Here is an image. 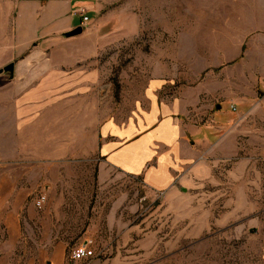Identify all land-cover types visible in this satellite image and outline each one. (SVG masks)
Wrapping results in <instances>:
<instances>
[{
  "label": "rangeland",
  "instance_id": "374dc122",
  "mask_svg": "<svg viewBox=\"0 0 264 264\" xmlns=\"http://www.w3.org/2000/svg\"><path fill=\"white\" fill-rule=\"evenodd\" d=\"M9 1L0 0L1 42L12 35ZM75 1L98 6L86 12L103 44L94 62L102 120L130 118L159 67L181 90L223 72L228 97L182 118L215 151L201 146L202 158L162 193L98 157L39 158L36 148L0 159V264H264V109L252 95L238 103V90L264 83L237 77L246 55L251 69L263 61L264 0ZM79 246L94 256L73 261Z\"/></svg>",
  "mask_w": 264,
  "mask_h": 264
},
{
  "label": "crops",
  "instance_id": "0c3cea01",
  "mask_svg": "<svg viewBox=\"0 0 264 264\" xmlns=\"http://www.w3.org/2000/svg\"><path fill=\"white\" fill-rule=\"evenodd\" d=\"M97 7L75 0L8 2L6 15L14 22L11 37L0 41V70L13 64L14 73L0 74V159L30 155L36 148L39 158L84 162L98 157L105 170L140 179L156 193L166 192L202 158L201 146L215 151L211 140L201 137L202 127L182 118L189 110L222 103L228 97V78L223 72L206 73L181 90L177 74L159 67L130 118L102 120L101 76L94 62L103 44L95 38L97 29L89 21L81 35L66 37L81 27L80 10L90 16ZM247 60L249 55L238 64V80L252 77L256 85L264 83V58L252 69ZM238 93L239 105L252 95L254 109H264V90ZM258 93L263 97L257 103Z\"/></svg>",
  "mask_w": 264,
  "mask_h": 264
},
{
  "label": "built area",
  "instance_id": "2783aa9c",
  "mask_svg": "<svg viewBox=\"0 0 264 264\" xmlns=\"http://www.w3.org/2000/svg\"><path fill=\"white\" fill-rule=\"evenodd\" d=\"M79 14L82 16V24L81 27L83 29H86L89 24V17L87 16L86 10L82 9L80 10ZM42 204V201L40 202ZM94 256V252L90 250L88 247L85 246H79L75 248L72 252V260L73 261H82V260H88Z\"/></svg>",
  "mask_w": 264,
  "mask_h": 264
},
{
  "label": "water",
  "instance_id": "95a60500",
  "mask_svg": "<svg viewBox=\"0 0 264 264\" xmlns=\"http://www.w3.org/2000/svg\"><path fill=\"white\" fill-rule=\"evenodd\" d=\"M84 32V29L82 27L76 28L73 32L69 33L66 35V37H75V36H79ZM10 73L11 76L14 73V65L10 64L9 66H7L6 68H4L3 70H0V74L2 73ZM218 109H220V106L217 107Z\"/></svg>",
  "mask_w": 264,
  "mask_h": 264
}]
</instances>
